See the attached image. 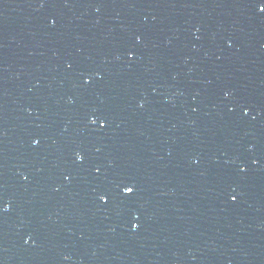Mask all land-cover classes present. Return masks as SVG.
I'll list each match as a JSON object with an SVG mask.
<instances>
[{
	"label": "water",
	"instance_id": "water-1",
	"mask_svg": "<svg viewBox=\"0 0 264 264\" xmlns=\"http://www.w3.org/2000/svg\"><path fill=\"white\" fill-rule=\"evenodd\" d=\"M262 4L132 103L0 264H264Z\"/></svg>",
	"mask_w": 264,
	"mask_h": 264
},
{
	"label": "snow or ice",
	"instance_id": "snow-or-ice-1",
	"mask_svg": "<svg viewBox=\"0 0 264 264\" xmlns=\"http://www.w3.org/2000/svg\"><path fill=\"white\" fill-rule=\"evenodd\" d=\"M260 10H261L262 12H264V4L261 5ZM129 55H130V56H134V53H129ZM86 82H90V77L87 78ZM92 123H93V124H98L101 128L107 127V120L104 119V118H98V117H95V116H94V117L92 118ZM35 143L38 144V143H39V140H36ZM76 157H77V160H79L80 162H83V160H84V156H83L82 153H77V154H76ZM96 171L99 172L100 169L97 168ZM135 188H136L135 184H134V183H130V184H126V185L124 186L123 191H124L125 194L131 195V194H134V192H135ZM100 199H101L103 202L107 203L109 197L105 194V195H101ZM232 199H233V200H236L237 197L234 195V196H232ZM133 227H134V228H138V227H139V224H138V223H135V224H133Z\"/></svg>",
	"mask_w": 264,
	"mask_h": 264
},
{
	"label": "clouds",
	"instance_id": "clouds-1",
	"mask_svg": "<svg viewBox=\"0 0 264 264\" xmlns=\"http://www.w3.org/2000/svg\"><path fill=\"white\" fill-rule=\"evenodd\" d=\"M66 259L68 258V257H65Z\"/></svg>",
	"mask_w": 264,
	"mask_h": 264
}]
</instances>
